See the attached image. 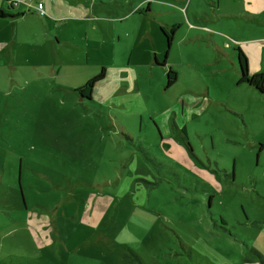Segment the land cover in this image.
Segmentation results:
<instances>
[{"label": "rangeland", "instance_id": "374dc122", "mask_svg": "<svg viewBox=\"0 0 264 264\" xmlns=\"http://www.w3.org/2000/svg\"><path fill=\"white\" fill-rule=\"evenodd\" d=\"M206 1L192 0L191 18ZM188 21L193 38L178 29L169 46L176 83L118 108L106 103L119 95L73 91L106 58L73 52L77 69L53 75L0 20V264H264V91L238 82L228 56L240 48L249 74L264 71V30ZM183 103L198 111L187 139L170 115Z\"/></svg>", "mask_w": 264, "mask_h": 264}, {"label": "crops", "instance_id": "0c3cea01", "mask_svg": "<svg viewBox=\"0 0 264 264\" xmlns=\"http://www.w3.org/2000/svg\"><path fill=\"white\" fill-rule=\"evenodd\" d=\"M231 1H239V7L227 11L220 9V0H207L209 12L205 17L192 15L191 18L188 10L192 0H0V11L3 13L0 20L13 26L15 39L20 38L29 41L31 45H36L34 53L31 50L24 51L26 57L35 58L41 63L46 61V57H51L52 61L48 60L46 63L52 69L53 75L71 74L77 69L79 62L66 61L73 52H80L85 61L106 58L107 64H100L102 67L106 66L105 77L94 89L108 96L119 95L120 99L116 97L114 102L106 103L108 106L119 108L125 106L124 99L130 95L137 96L138 99L139 95L148 98L149 87L152 88L149 84L152 82L153 85L154 82L160 86L165 85V73L167 77L168 69L173 70L174 63L171 54L168 53L170 45L165 47L166 39L162 29L168 31L174 27L176 33L178 29L184 30L182 42L186 41L188 36L193 38L190 35L192 25L187 24L188 20L192 19L197 26L205 23L220 24L233 19L249 23L259 22L258 27L264 30V17L260 8L251 11L250 0ZM256 1L264 4V0ZM38 2L43 3V15H39L34 7ZM19 27L22 28L18 29ZM18 30L23 33L17 34ZM242 41L244 40L240 42ZM236 49L233 48L228 56L239 82ZM38 50L40 55L35 57ZM176 62L178 65L181 64L179 61ZM147 78H151L152 81L144 83ZM88 79L74 87L81 86ZM113 79L116 80L114 85L111 84ZM176 81L177 74L175 83ZM191 90L185 89L186 93L189 91L196 93ZM73 91L80 95L75 89ZM180 98L183 102L184 94H181ZM185 100H188V97ZM140 110L139 106L131 103L130 112L136 114ZM143 110L139 112L140 124ZM163 110L165 112L167 108L161 109L160 112ZM173 111L174 114L170 111V115H173V124L179 132L181 126L180 135L187 139L186 120L196 117L198 111L188 114L184 109V103L181 116L175 107ZM163 127L167 132V122ZM146 158L150 162L154 159L149 155H146ZM213 196L214 194L210 195V198Z\"/></svg>", "mask_w": 264, "mask_h": 264}, {"label": "trees", "instance_id": "16d2710c", "mask_svg": "<svg viewBox=\"0 0 264 264\" xmlns=\"http://www.w3.org/2000/svg\"><path fill=\"white\" fill-rule=\"evenodd\" d=\"M0 15H3L1 11H0ZM174 32H175L174 27H172L168 31L162 29V33L165 36L167 46L171 44ZM236 50H237V59H238L239 82H244L247 85L254 87L256 90L263 92L264 71L260 73L249 74L247 63H245L246 62L245 54L240 48H237ZM104 77H105V68L102 67L95 75L91 76L84 84H82L80 87L75 89V91H77L83 99H90L95 85L99 83ZM175 80H176V72L173 71L172 69H168L167 77L165 81V88L171 87L175 83ZM213 221L216 222L217 220L214 219ZM213 225L214 226L216 225L215 228L218 227L216 223ZM222 229H226V228L222 227Z\"/></svg>", "mask_w": 264, "mask_h": 264}, {"label": "built area", "instance_id": "2783aa9c", "mask_svg": "<svg viewBox=\"0 0 264 264\" xmlns=\"http://www.w3.org/2000/svg\"><path fill=\"white\" fill-rule=\"evenodd\" d=\"M14 4H16L15 2H13ZM36 11L38 12L39 15H43L44 11H43V3L42 2H38L35 6Z\"/></svg>", "mask_w": 264, "mask_h": 264}, {"label": "flooded vegetation", "instance_id": "af4514ba", "mask_svg": "<svg viewBox=\"0 0 264 264\" xmlns=\"http://www.w3.org/2000/svg\"><path fill=\"white\" fill-rule=\"evenodd\" d=\"M238 60V59H237Z\"/></svg>", "mask_w": 264, "mask_h": 264}, {"label": "water", "instance_id": "95a60500", "mask_svg": "<svg viewBox=\"0 0 264 264\" xmlns=\"http://www.w3.org/2000/svg\"><path fill=\"white\" fill-rule=\"evenodd\" d=\"M246 63V62H245Z\"/></svg>", "mask_w": 264, "mask_h": 264}]
</instances>
